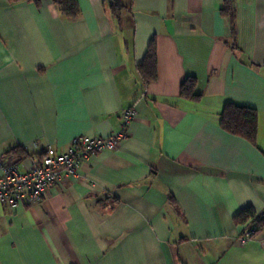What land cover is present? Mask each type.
<instances>
[{
    "label": "crops",
    "instance_id": "crops-1",
    "mask_svg": "<svg viewBox=\"0 0 264 264\" xmlns=\"http://www.w3.org/2000/svg\"><path fill=\"white\" fill-rule=\"evenodd\" d=\"M0 0L2 160L121 130L35 203H0V264H264V225L244 243V207L264 215V0ZM115 19H119L116 21ZM153 39L156 77L137 66ZM196 80L192 100L179 95ZM231 102L257 112L255 144L219 125Z\"/></svg>",
    "mask_w": 264,
    "mask_h": 264
},
{
    "label": "built area",
    "instance_id": "built-area-1",
    "mask_svg": "<svg viewBox=\"0 0 264 264\" xmlns=\"http://www.w3.org/2000/svg\"><path fill=\"white\" fill-rule=\"evenodd\" d=\"M132 107L121 110V130L106 137L79 135L73 137L66 150L58 151L47 146L41 157L33 159L31 166L19 169L15 162L2 160L0 173V203L10 207L20 202L39 201L56 182L64 176L76 177L77 167L82 161H90L92 156L113 151L125 137L126 126L134 119ZM252 229L247 227L238 238L244 243L252 237Z\"/></svg>",
    "mask_w": 264,
    "mask_h": 264
},
{
    "label": "trees",
    "instance_id": "trees-1",
    "mask_svg": "<svg viewBox=\"0 0 264 264\" xmlns=\"http://www.w3.org/2000/svg\"><path fill=\"white\" fill-rule=\"evenodd\" d=\"M37 1V0H35ZM58 6L60 12L66 18H74L78 12L76 0H53ZM109 13L115 18H118L119 10L122 5L119 0H109L106 6ZM221 12L230 18L233 23L231 4L229 0L224 1ZM119 21V19H115ZM137 71L145 84L149 83L156 77V48L155 42L151 39L147 45L144 58L137 66ZM196 80L194 77H186L180 84L179 95L184 98L197 100L200 94L194 92ZM219 125L231 134H235L247 139L255 144L257 134V112L254 108L248 106H239L231 102H226L223 105L220 113ZM235 223H246L252 229V237L264 225V215H256L253 209L249 206L242 208L233 217Z\"/></svg>",
    "mask_w": 264,
    "mask_h": 264
}]
</instances>
